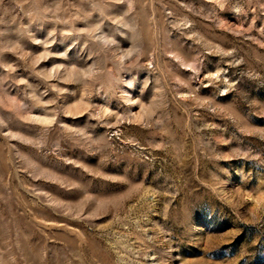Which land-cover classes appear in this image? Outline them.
<instances>
[{
  "label": "rangeland",
  "instance_id": "rangeland-1",
  "mask_svg": "<svg viewBox=\"0 0 264 264\" xmlns=\"http://www.w3.org/2000/svg\"><path fill=\"white\" fill-rule=\"evenodd\" d=\"M0 264H264V0H0Z\"/></svg>",
  "mask_w": 264,
  "mask_h": 264
}]
</instances>
